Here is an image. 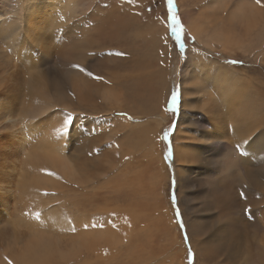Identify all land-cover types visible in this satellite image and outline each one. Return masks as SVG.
<instances>
[{
  "label": "bare ground",
  "instance_id": "6f19581e",
  "mask_svg": "<svg viewBox=\"0 0 264 264\" xmlns=\"http://www.w3.org/2000/svg\"><path fill=\"white\" fill-rule=\"evenodd\" d=\"M150 2L158 1L0 0V215L11 219L5 199L14 202L17 195H25L23 212L14 220L16 230L25 228L29 236L19 247V260L35 256L34 245H45L43 220L62 222L59 213L49 207L55 197L46 200L44 191L52 189L61 195L69 186L87 196L97 186L107 190L126 186L134 189L129 197L143 191L136 189L133 174L117 167L121 162L114 155L118 151L121 161L136 151L145 150L148 159L160 156L161 128L168 119L166 95L174 84H180L188 102L194 101L193 108L198 102L205 105L204 121L212 127L206 134L214 139L199 135L196 139L197 133L190 130L177 139L180 147L175 145V160L182 165L196 163L197 154L205 156L210 149L191 150L189 145L202 141L219 144L222 139L221 153L227 154L225 167L219 169L222 177L212 182L221 188L220 199L213 202L217 215L211 230L219 243L215 249L221 247L234 259L240 257V264H264V252L247 239L250 227L242 215L264 205L258 187L261 184L264 189V0H176L193 40L180 65L174 62L164 4L145 13ZM69 94L73 103L67 100ZM100 107L145 116V121L139 118L137 122L126 115L112 116L120 120V129L131 132L127 148L101 138L103 124L106 130L111 124L92 117ZM68 114L73 117L70 126L65 123ZM217 114L231 122L229 130L219 124ZM113 145L110 151L103 148ZM79 156L94 157L97 162L77 166L73 160ZM221 163V159L209 163L208 182ZM156 171L161 175L165 170ZM112 172L116 175L109 178ZM152 187L154 193L163 194ZM254 188L251 194L244 193ZM57 199L63 207L67 205L63 194ZM86 201L74 204L82 208V215H69L75 226H61L71 238L68 253H76V242L84 248H108L119 239L109 226L94 223L92 217L97 214L92 210L96 208ZM127 212L126 218L135 224L136 212L130 206ZM150 213L139 220L148 224ZM259 226L264 227V219ZM57 246H44L47 258L51 249L67 255ZM11 255L9 264H17L19 260Z\"/></svg>",
  "mask_w": 264,
  "mask_h": 264
},
{
  "label": "rangeland",
  "instance_id": "374dc122",
  "mask_svg": "<svg viewBox=\"0 0 264 264\" xmlns=\"http://www.w3.org/2000/svg\"><path fill=\"white\" fill-rule=\"evenodd\" d=\"M157 1L158 2L155 3L150 2L146 6L145 13L159 10L160 6L164 4L166 26L168 29V37L170 38L174 52V62L180 65V63L184 61L187 49L191 46L193 40L187 33V28L184 25V18L181 17L182 15L179 13L176 0H173L171 6L168 4V0ZM173 16H175L180 22V28L178 29V33L180 35L179 40H177L176 35L172 32L173 24L171 21ZM182 43L184 45L183 48L181 47ZM53 66L54 64L52 63L50 67ZM56 95V93H53V96L56 97ZM173 95H176L177 97L176 105L172 104ZM67 100L70 103L74 102L70 94ZM166 101L167 103L165 111L168 114V119L165 123H163L161 128L162 132L160 138L162 141V146L159 149L160 156L155 157L156 159L153 157L148 159L145 150L136 151L132 154V156L129 155L128 158L121 161L118 151L114 155V158L119 159L121 162L117 164V167L120 166L121 170L128 171L131 173V175L133 174L135 183L137 184L136 189H142V192L134 194L131 193V197H129L131 190H134L133 188H130L129 190L126 188V186H124L118 189L107 190L97 186L95 189L88 192L89 195L87 194V196H80L77 193L78 188H76V190L74 187L69 188L68 186L66 187L67 189L64 191V193H62L64 197L66 196L67 201V205L63 207L61 200L57 199V197H62V194L57 195L52 189L44 191L46 200H52L53 197H55L54 200L50 202L49 207L53 211L58 212V218L62 219V222L60 220V223L59 220L56 219L53 220L46 218L42 221V225L40 227H43L44 229V246L52 248L54 245L53 248L56 249L58 248L57 245H59L61 247L60 249L67 255L62 256V253H58L51 249V257L47 258L44 251V246L41 247V249L37 244L33 246V249H35L34 254H37L33 257L25 258L26 260L24 261L23 259L19 260V256L17 255L18 251L24 246L29 236L27 235L25 228H20L22 231L19 229L16 230L14 227V220L17 216H21L24 209V203L27 202V200L25 199V195H17L16 199H13L16 204L11 200L9 201L5 199L4 206L10 211L12 217L9 219L8 217L5 218L3 214L0 215V257L3 256L1 257L2 260L0 262L6 261L4 264H9V261L12 259V257H10L12 256L11 253H13L16 256L17 261L19 260L17 264H240V257L234 259L221 247L219 249H215V245L219 243L214 231L211 230L212 223L217 215V210L213 202L218 201L221 196L220 185H214L212 182L222 177V172L219 169L225 167V163H227V154L225 156L224 153H221L223 151V141L221 139V143L219 144L212 141L191 143L189 145L191 150H193V148L196 150L203 149L206 152L209 148L210 151L204 157L199 156L198 159L195 160L197 161L196 163L182 165L180 162H178V160H175L174 156V136L179 124L183 121L184 123H187L186 126L192 128H188L187 130H191L193 132L195 131L197 133L196 139H199L198 135L206 130V125L204 124L205 121L201 114L193 112L190 109H182L181 96L178 91L171 89V91H169L166 95ZM203 108H205V105H203ZM113 110H107L109 111V113H107L106 110L100 107L97 113H95L92 117H95L99 120L102 118L104 123L110 121L112 127L108 126L109 129L107 128L106 130L105 127L107 126L103 124L102 128L100 129L102 133L101 138L105 139V142H107V138H109V142L107 143L117 142L115 144L117 147L125 144V148H127L129 144V142H127L129 139L128 135L131 136V132L128 129H120L118 127L120 120H113L112 116L117 118L126 115L131 117L132 121L135 122H137L139 118L145 121L146 118L145 116L139 117L136 115H131V112L128 110L126 112H113ZM183 112H186L187 115L183 114ZM85 116L86 115H82L84 120ZM217 117L219 124L224 125L225 129L230 126L231 122L226 117L219 114H217ZM223 134H225V132ZM115 145H113L111 148H103L105 151H110V149H112ZM100 146L102 147L103 145L100 144ZM14 148H16V146ZM170 152L171 155H169ZM99 157L104 158L103 156ZM157 159L160 162H157ZM219 159L222 160V163L219 167L213 170L208 182L206 179L207 167L209 163L215 162ZM89 160L90 166H93L97 162V159L94 157L86 159L82 156L77 157L73 161H75V164L79 166L84 165ZM8 164L11 166L12 162L9 161ZM157 169L159 171H161V169L165 171L159 175L156 171ZM136 174L139 177L136 176ZM114 175H116V172H112L109 178L114 177ZM158 176L161 178V180ZM142 184L143 186H141ZM152 184L157 190L159 189L158 191L163 192V194L160 195L158 193H154ZM215 187L217 188L215 189ZM258 187L264 194V189L261 184H259ZM175 188L176 190L174 192L173 190ZM253 191H256V188L253 190H248L244 193L249 195ZM8 198L10 199V197ZM260 200L264 203V196H261ZM85 201L86 205H93L95 206L94 208H96L95 211L92 210V213H95L94 215L97 214V216L92 217V219L94 218V223H96L98 226H103L102 228H104V226H109L108 228L110 229V232L111 230L113 232L115 231L118 234L119 239L114 247L108 248L97 246L93 247V249L89 246L84 248L83 245L79 247L77 244L79 242H76L75 251L77 254L74 251L72 253H68L66 251L71 248V238L66 233V231L62 230L61 226L62 224H66L69 227L75 226L73 221L74 219H70L69 215L70 213L79 215L80 212L82 215V208L79 209L75 207L74 204H76V202L82 203ZM28 203L31 204L32 201ZM44 206L45 202H42L41 210L42 215L45 217ZM129 206L131 211L136 212L137 220L135 221V224L126 218V215L129 214V212L126 213V210L129 208ZM14 209H18L19 211L15 213L16 211H14ZM61 209L63 210L60 211ZM145 213H150L153 217L152 218L149 214L147 217L148 224L139 220L141 215ZM263 214L264 205L256 209L242 212V215L250 227V234L247 239L249 240L250 244L260 247L262 252H264V227L260 228L259 223L262 221V219H264L261 218ZM131 221H134V219H131ZM181 221L183 226H181ZM60 227L61 230L58 229ZM9 232L12 234H9ZM64 234L67 238L64 236ZM185 235L187 236V239L185 238ZM68 237L69 240H67ZM77 238L82 237L79 236ZM62 243L64 244L62 245ZM112 245L113 244L110 246ZM7 250L10 252L8 253ZM38 251L41 252L39 253ZM87 251L88 253L86 254ZM80 252L82 256L80 255ZM97 254H99L100 257ZM96 256H98V258ZM62 257L65 258L62 259ZM27 259H29V263Z\"/></svg>",
  "mask_w": 264,
  "mask_h": 264
},
{
  "label": "crops",
  "instance_id": "0c3cea01",
  "mask_svg": "<svg viewBox=\"0 0 264 264\" xmlns=\"http://www.w3.org/2000/svg\"><path fill=\"white\" fill-rule=\"evenodd\" d=\"M177 6H178V10H179V13L182 15V11L180 9V5L177 3ZM184 25L185 27L187 26L184 22ZM191 47V46H190ZM188 47V49L190 48ZM187 49V51H188ZM187 53V52H186ZM175 91H178L180 93V96H181V104H182V109H190L192 110L193 112H196V113H199L202 115V118H204V108H203V104L201 102H198L195 106V108H193V104H194V101L189 103L188 100L189 98H187L184 93H183V90H182V87L180 84H174V88H173ZM183 114L187 115L186 112H183ZM187 123H184V121L182 123L179 124V127L177 128L176 132H175V136H174V139H175V145H176V148L177 147H180V145L178 144V141L177 139H179L180 137L182 136H187L188 135V132L189 130H187L188 128H191V127H187L186 126ZM205 124V123H204ZM206 125V124H205ZM206 127V130H204L203 132H201L199 134V136L201 138H204V139H214L212 135H207L206 132H211L212 130V127L211 126H205ZM192 129V128H191ZM230 128L228 127L227 130H229ZM162 132V130H161ZM195 132V131H194ZM211 134V133H210ZM161 136V135H160ZM184 145L187 144V142H183ZM204 157V154L202 153H198L197 154V158L198 157Z\"/></svg>",
  "mask_w": 264,
  "mask_h": 264
},
{
  "label": "snow or ice",
  "instance_id": "6c2138e0",
  "mask_svg": "<svg viewBox=\"0 0 264 264\" xmlns=\"http://www.w3.org/2000/svg\"><path fill=\"white\" fill-rule=\"evenodd\" d=\"M172 3H173V0H168V4L170 6L172 5ZM257 3H260V0H257ZM172 19H173L172 32H173V34L176 35L177 40H179L180 39V35L178 33V29L180 28V22L176 19L175 16H173ZM181 47L182 48L184 47L183 43L181 44ZM117 55H124V54L123 53H117ZM232 63H238V61H232ZM80 70L81 71H85L84 69H80ZM87 74L90 75V76L93 75L90 72L87 73ZM94 78L95 79H102L101 77H98V76H94ZM176 103H177V97H176V95H173L172 96V104L173 105H176ZM72 122H73V117L71 116V114H68L67 117H66L65 123L70 126L72 124ZM169 155H171V152L169 153ZM181 226H183L182 221H181ZM185 238L187 239V236L186 235H185Z\"/></svg>",
  "mask_w": 264,
  "mask_h": 264
},
{
  "label": "trees",
  "instance_id": "16d2710c",
  "mask_svg": "<svg viewBox=\"0 0 264 264\" xmlns=\"http://www.w3.org/2000/svg\"><path fill=\"white\" fill-rule=\"evenodd\" d=\"M171 23L173 24V19H172Z\"/></svg>",
  "mask_w": 264,
  "mask_h": 264
}]
</instances>
